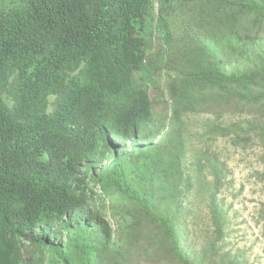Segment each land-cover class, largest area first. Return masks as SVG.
<instances>
[{
	"label": "trees",
	"instance_id": "1",
	"mask_svg": "<svg viewBox=\"0 0 264 264\" xmlns=\"http://www.w3.org/2000/svg\"><path fill=\"white\" fill-rule=\"evenodd\" d=\"M155 69L175 75L167 125ZM191 115L264 151V0H0V264H250L225 162L209 144L185 172Z\"/></svg>",
	"mask_w": 264,
	"mask_h": 264
},
{
	"label": "rangeland",
	"instance_id": "2",
	"mask_svg": "<svg viewBox=\"0 0 264 264\" xmlns=\"http://www.w3.org/2000/svg\"><path fill=\"white\" fill-rule=\"evenodd\" d=\"M159 0H154L155 7ZM158 35L153 34L149 38L150 53L156 55L158 51ZM208 49L215 57L221 53L214 43H208ZM139 78L147 82L149 93L153 102L155 120L161 125H167L170 118V102L168 101L169 84L175 77L174 73L165 70H146ZM4 99L11 106L9 96ZM56 97L51 96L53 103ZM53 106H49V111ZM210 115L188 116L189 134L188 151L184 158L183 165L186 173L195 175L193 162L197 157L199 149H207L209 142L201 138L198 132L201 131V124L205 117ZM201 133V132H200ZM208 145H207V144ZM209 152H215L225 162L224 187L220 191L219 198H223L224 207L228 210L229 227L227 244L229 247H242L247 251L250 264H264V219L259 214L262 203H264V181L259 175L264 172V151L257 146L243 150L232 146L225 138H219L209 146ZM134 150V145L124 147L120 153L126 154ZM101 166L90 167L86 170L88 177L98 171ZM211 179V176H209ZM92 182V180H90ZM100 194V193H99ZM195 205L201 206V215L204 214V204L201 198L195 199L189 195V199ZM200 201V202H198ZM113 225V224H112ZM115 229V224L113 225Z\"/></svg>",
	"mask_w": 264,
	"mask_h": 264
}]
</instances>
